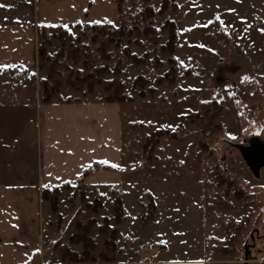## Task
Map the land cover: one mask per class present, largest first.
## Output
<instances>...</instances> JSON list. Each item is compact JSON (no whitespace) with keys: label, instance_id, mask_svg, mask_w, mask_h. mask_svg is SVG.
<instances>
[{"label":"rangeland","instance_id":"374dc122","mask_svg":"<svg viewBox=\"0 0 264 264\" xmlns=\"http://www.w3.org/2000/svg\"><path fill=\"white\" fill-rule=\"evenodd\" d=\"M113 1L117 17L107 26L62 25L71 34L63 43L59 29L44 28L34 76L0 70V106L17 112L11 121L0 111V159L2 168H30L32 106L62 102L69 91L112 100L128 232L140 241L112 231L119 188L60 184L42 192L43 250L34 264H244L246 256L264 264V166L255 175L239 150L264 148V0ZM88 75L91 89L80 80ZM55 80L57 94L46 99L42 86ZM135 202L141 223L156 221L139 228Z\"/></svg>","mask_w":264,"mask_h":264},{"label":"crops","instance_id":"0c3cea01","mask_svg":"<svg viewBox=\"0 0 264 264\" xmlns=\"http://www.w3.org/2000/svg\"><path fill=\"white\" fill-rule=\"evenodd\" d=\"M0 5V70H20L28 76L37 73L39 25L58 24L69 29L75 23L114 22L117 17L113 0H0ZM62 96L67 99L38 103L29 109L30 168L20 169L17 164L2 168L0 159V264L39 262L43 250L42 192L60 184H80L84 170L89 171L81 181L85 186L121 190L123 219L116 225L117 239L140 241V233L128 232L130 219L123 197L128 189L120 172L119 106L88 99L84 93L82 98L74 91ZM1 110L10 114L7 120L17 117L12 106H0ZM136 207L139 228L156 221L141 223L144 209L137 203Z\"/></svg>","mask_w":264,"mask_h":264},{"label":"trees","instance_id":"16d2710c","mask_svg":"<svg viewBox=\"0 0 264 264\" xmlns=\"http://www.w3.org/2000/svg\"><path fill=\"white\" fill-rule=\"evenodd\" d=\"M164 5L165 4L163 3V6ZM77 25H79V23H75L74 24V26H77ZM107 25H109V24L103 22V23L85 24L83 27L85 29H92V30H94V29L100 28L99 26L104 27V26H107ZM46 27H52L53 29H59V35H56L55 38H57V39L62 38V43H63V39H64V41H66V40H68L71 37V34L64 27H62V25H58V24L57 25H49V26H47V25H39L37 27V38L38 39H41L42 38V35H43V32H44V28H46ZM117 32L119 33L118 34L119 36H123V32H122V29L121 28H119L117 30ZM110 33H111V31H108L106 34L108 35L107 38H109L110 39V42H111L113 40V38L109 35ZM170 33H171V35L173 34V36H174V29L173 28H170ZM171 42H172V39L170 38L169 41H168V43H167L168 52H169V49L172 47V43ZM44 48L45 47H43L42 45H38V47H37L38 69L39 70L42 69V65H43V61L42 60H43L44 55H45ZM171 50H172V48H171ZM171 73L172 72H171V69H170L169 72H167L165 74V76L167 75L170 78V74ZM80 80H81V83L82 84H87L88 85L87 87L89 89H91L90 87H91V84L94 82V77H92L91 75H88V76H85L84 78L81 77ZM72 82H75V81H71L70 84H72ZM59 85H60L59 81L57 82L55 80V85L53 87H51V88L48 89L47 88V85L44 83L42 87H43V92H44L45 98L46 99H50L53 96H56L57 90L59 88ZM106 101H112V100L106 99ZM88 173H89L88 170H84L83 173L81 174L80 178L78 179V183H81V181L83 180V178ZM44 196H45V194L42 193V198L43 199H44ZM114 204H115V208H114L115 218L117 219V222L119 223L123 219V217H122V205H121V202H120L119 199L115 200L114 201ZM112 231L114 232V234L116 233V229L115 228H113ZM114 238H115V235H114ZM114 238L112 240H108V241H106L107 240L106 239L105 242H104V244H108L110 246H114L115 245ZM80 241L84 243V247L82 246L83 247L82 253L88 254V251H87L88 249L85 248V247L90 246V244L92 243L91 239H89V238H87V237L84 236V237H81V240Z\"/></svg>","mask_w":264,"mask_h":264},{"label":"water","instance_id":"95a60500","mask_svg":"<svg viewBox=\"0 0 264 264\" xmlns=\"http://www.w3.org/2000/svg\"><path fill=\"white\" fill-rule=\"evenodd\" d=\"M239 150H240L242 158L245 161V163L247 164L248 168L252 171V173H254L256 175L258 173V169H260L264 166V148L262 147V145L260 143H257V145H256V150L258 152L257 154H259L258 165L256 164L257 165L256 167H254L253 160L248 155L249 149L240 147ZM244 262H245L244 264H247V262H248L247 256L245 257Z\"/></svg>","mask_w":264,"mask_h":264},{"label":"flooded vegetation","instance_id":"af4514ba","mask_svg":"<svg viewBox=\"0 0 264 264\" xmlns=\"http://www.w3.org/2000/svg\"><path fill=\"white\" fill-rule=\"evenodd\" d=\"M256 145H257V142H252L247 147H244L246 149H249L248 155L253 160L254 167H256L258 165V158H259V154H257L258 152L256 150ZM258 171H259V169H258Z\"/></svg>","mask_w":264,"mask_h":264},{"label":"snow or ice","instance_id":"6c2138e0","mask_svg":"<svg viewBox=\"0 0 264 264\" xmlns=\"http://www.w3.org/2000/svg\"><path fill=\"white\" fill-rule=\"evenodd\" d=\"M3 5H0V7H2ZM94 23H99V21H94ZM65 27H67V26H65ZM115 166V165H114Z\"/></svg>","mask_w":264,"mask_h":264},{"label":"built area","instance_id":"2783aa9c","mask_svg":"<svg viewBox=\"0 0 264 264\" xmlns=\"http://www.w3.org/2000/svg\"><path fill=\"white\" fill-rule=\"evenodd\" d=\"M26 78H29V76L27 75Z\"/></svg>","mask_w":264,"mask_h":264}]
</instances>
